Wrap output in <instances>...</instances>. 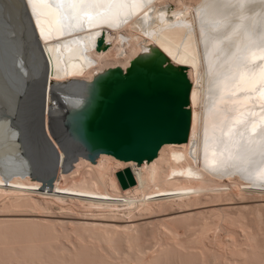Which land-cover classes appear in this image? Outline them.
<instances>
[{
	"label": "bare ground",
	"instance_id": "6f19581e",
	"mask_svg": "<svg viewBox=\"0 0 264 264\" xmlns=\"http://www.w3.org/2000/svg\"><path fill=\"white\" fill-rule=\"evenodd\" d=\"M0 65L36 92L16 102H35L51 145L27 160L0 112V207L35 216L0 220V261L264 264V0H0ZM171 66L189 82L184 141L137 163L66 153L52 135L72 103L55 82L151 83Z\"/></svg>",
	"mask_w": 264,
	"mask_h": 264
},
{
	"label": "water",
	"instance_id": "95a60500",
	"mask_svg": "<svg viewBox=\"0 0 264 264\" xmlns=\"http://www.w3.org/2000/svg\"><path fill=\"white\" fill-rule=\"evenodd\" d=\"M101 42L99 37L96 45ZM4 68L0 65V71ZM169 70L168 77L151 83L117 70L108 71L102 79L81 88L55 82L52 90L55 98H69L72 103L66 106L62 102L64 109L58 106L63 112L50 119L48 127L52 135L66 153H85L92 158L105 152L137 163L153 156L163 142L184 141L190 121L189 82L183 70L173 66ZM6 73L9 75L0 74V112L7 111L11 133L17 136L20 145L29 149L27 160L38 164L51 151V145L43 133L35 102L27 101L37 98L36 92L33 88L21 89L14 83L12 73ZM21 75L28 83L25 71ZM19 95L27 97L20 106L16 102ZM13 105H16L14 113L10 112ZM115 176L121 187L134 181L127 167L117 169Z\"/></svg>",
	"mask_w": 264,
	"mask_h": 264
},
{
	"label": "rangeland",
	"instance_id": "374dc122",
	"mask_svg": "<svg viewBox=\"0 0 264 264\" xmlns=\"http://www.w3.org/2000/svg\"><path fill=\"white\" fill-rule=\"evenodd\" d=\"M35 217L32 216L31 213L28 212H13L9 211L8 209L2 210L0 207V220H21L26 218ZM0 264H4L2 261H0Z\"/></svg>",
	"mask_w": 264,
	"mask_h": 264
}]
</instances>
